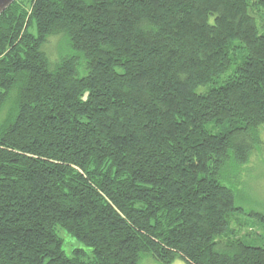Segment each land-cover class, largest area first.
Instances as JSON below:
<instances>
[{
  "label": "trees",
  "instance_id": "trees-1",
  "mask_svg": "<svg viewBox=\"0 0 264 264\" xmlns=\"http://www.w3.org/2000/svg\"><path fill=\"white\" fill-rule=\"evenodd\" d=\"M263 123L264 0H16L0 14V264H264L224 182Z\"/></svg>",
  "mask_w": 264,
  "mask_h": 264
},
{
  "label": "rangeland",
  "instance_id": "rangeland-1",
  "mask_svg": "<svg viewBox=\"0 0 264 264\" xmlns=\"http://www.w3.org/2000/svg\"><path fill=\"white\" fill-rule=\"evenodd\" d=\"M58 37H52L47 45V51L51 57L57 56L56 46ZM57 44V45H56ZM84 72L80 70V75ZM261 142L254 149L247 163L243 164L240 171L226 177L225 184L235 189V205L240 206L242 211L236 212L230 223V228L235 235L242 238L246 243L255 246H264V123L259 126ZM59 236L64 239V249L67 254L73 247L82 246L73 236L63 228L57 230ZM139 264H157L150 256L141 259ZM170 264H187L184 259L176 258Z\"/></svg>",
  "mask_w": 264,
  "mask_h": 264
},
{
  "label": "water",
  "instance_id": "water-1",
  "mask_svg": "<svg viewBox=\"0 0 264 264\" xmlns=\"http://www.w3.org/2000/svg\"><path fill=\"white\" fill-rule=\"evenodd\" d=\"M16 0H0V14L4 12L9 5H11Z\"/></svg>",
  "mask_w": 264,
  "mask_h": 264
}]
</instances>
